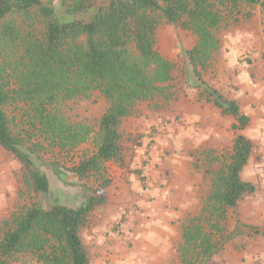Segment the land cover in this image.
Masks as SVG:
<instances>
[{
	"label": "trees",
	"instance_id": "1",
	"mask_svg": "<svg viewBox=\"0 0 264 264\" xmlns=\"http://www.w3.org/2000/svg\"><path fill=\"white\" fill-rule=\"evenodd\" d=\"M256 4L264 18L259 0H0V147L21 163L25 185L35 194H46L49 182L40 168L44 144L32 142L31 134L15 124L17 113L53 151L69 153L91 139L93 154L70 172L80 182L96 177L98 183L77 207L32 205L2 220L0 264L22 259L90 264L80 232L106 201L104 163L122 160V121L137 104L171 96L168 85L175 64L156 50L161 21L196 38L193 48L182 51L186 87L198 89L222 116L233 117V130L247 127L249 118L237 102L210 87L202 73L220 49L218 32L243 5ZM86 13L87 19L78 18ZM94 93L106 105L96 132L62 111L64 104L88 101ZM251 150V141L238 134L229 152L208 159L209 192L199 214L181 225L180 264H210L222 247L227 212L255 192L240 176ZM55 167L51 164L58 174Z\"/></svg>",
	"mask_w": 264,
	"mask_h": 264
},
{
	"label": "rangeland",
	"instance_id": "2",
	"mask_svg": "<svg viewBox=\"0 0 264 264\" xmlns=\"http://www.w3.org/2000/svg\"><path fill=\"white\" fill-rule=\"evenodd\" d=\"M40 1L45 2V0ZM105 1L98 0V4H102ZM259 1L264 2V0ZM239 10L241 13L233 15L226 27L218 32L220 49L213 56L212 75L209 76L206 72L202 73L203 79L218 81V91L229 99H232V96L238 93V87L228 74L231 72L236 77L250 70L252 64L250 56L254 50L252 47L256 43L264 46V18L261 5H243ZM248 14L250 15L249 18H247ZM78 18L85 20L88 18V13L80 15ZM195 43L196 38L191 32L184 31L164 21L160 22L156 32V50L164 58L175 64V70L172 74L173 85H175L174 80L182 75L181 63L184 61L182 51L193 48ZM179 85L177 82L178 88H180ZM225 88H228V90ZM177 93L180 94L178 91ZM171 96L174 98L172 92ZM242 105L244 110L250 113L252 120L251 125L245 132L254 141L255 150L252 158V167L258 163L264 167V95L260 97L257 103L253 102L250 105L244 102ZM137 106L134 108L133 114L136 110L138 111ZM105 107L103 99L97 93H94L88 101L64 104L62 111L72 122L88 124L96 132L98 120ZM164 107L171 112V109L176 107V102L170 100L169 103L164 104ZM11 112L14 113V110L11 109ZM19 114L21 115V113ZM161 123L163 128L170 130H177L182 125L193 130L196 126L195 123L184 118L180 120V117L174 115L163 119ZM15 124L31 134L32 142H43L44 150L40 152V155L45 163L40 168L48 179L49 191L46 194H35L31 191L23 182L24 171L21 163L0 147V222L8 218L12 213H20L32 205H39L43 208H50L53 205L74 208L83 204L88 188L98 185L96 177L80 182L70 172V168L79 163L83 157L93 154L94 145L92 140L89 139L86 143L79 145L69 153L53 151L51 147L47 148L48 144L46 141H42L36 131L29 128L27 119L21 120L18 118V113ZM155 133L157 131H150L147 136L152 137V134ZM227 135L230 136L229 139L226 138ZM234 135L235 133L232 130L225 132L223 148L215 150L219 155L230 151ZM143 136V134H140L138 139ZM125 139L127 138L124 134L123 140ZM146 150L148 155L144 163H147V165H142L138 173L139 180L143 186L144 183L140 178V172L143 168L147 170L148 184V166L151 164L153 157L159 152L156 141L149 139ZM51 164H57L55 168L58 169V174L53 171ZM201 164L204 165L203 160ZM250 173L251 171L248 169L244 173L243 179L252 178L255 192L244 197L238 203L240 206L227 212L225 239L222 247L212 256L210 264H264V212L263 210L259 211L258 214L254 213L250 217H244L243 215L244 204H264V170L260 175H254L253 173L250 175ZM199 186L202 187L201 184ZM136 208L134 206V208L131 207L126 210L132 211L130 221H127L124 216L118 223L109 227L110 238L113 239L106 241V243L93 241L94 244H89L87 240H89L88 234L91 226L90 223L85 224L81 230V239L84 241L83 244L90 260H92V264H94L95 260V256L93 257L95 249L105 248L113 251L118 250V254L124 252L126 257L117 258L120 263L116 264H180L179 257L175 252L180 239L181 223L190 217L197 216L201 204H191L186 209H182V207L172 208L175 218L171 223L173 233L169 234V238H167L166 233L160 232L153 225L146 227L140 224V220L135 222ZM150 228L152 232H149ZM163 246L167 250H164ZM18 264L33 263L22 259Z\"/></svg>",
	"mask_w": 264,
	"mask_h": 264
},
{
	"label": "crops",
	"instance_id": "3",
	"mask_svg": "<svg viewBox=\"0 0 264 264\" xmlns=\"http://www.w3.org/2000/svg\"><path fill=\"white\" fill-rule=\"evenodd\" d=\"M252 48L254 50L250 56L252 58L250 70L236 77L231 72L228 74L238 87V93L232 96V100L237 102L241 113L249 118V124L243 131L233 130L232 125L235 124V119L231 116H222L219 109L202 99L198 89L186 87L187 63L185 60L181 63L183 71H181V77L174 80L175 85L172 82L168 85L171 87L170 92L174 94V98L169 96L168 100L158 98L154 101L141 103L138 105L139 107L137 106L138 111L136 110L134 114L122 121L120 131L122 134V160L109 161L103 165L101 174L104 176V180L108 181L103 190L106 201L88 218L87 223H90L91 226L88 234L89 240H87L89 244H94L93 241L106 243L113 239L110 238L109 227L118 223L122 217L124 218L126 210L134 208V206L137 207L135 222L140 220V224L146 227L153 225L160 232L166 233L169 238V234L173 233L171 223L175 218L173 207L186 209L191 204H201L202 208L210 187V177L207 175L208 159L221 156L215 150L223 148V138L227 130H232L235 133L234 137L238 134L244 135L252 143L248 162L240 176L243 181L254 185L252 178L243 179L244 173L250 169L254 175H260L264 167L259 163L252 167L254 141L245 134L252 120L250 113L244 110L242 104L244 102L250 105L253 102L257 103L264 95V46L256 43ZM212 71L213 60L205 72L210 76ZM203 80L210 87L219 90L218 81ZM177 82L180 84V88L177 87ZM225 89L228 90V88ZM170 100L176 102V107L171 109V112L164 107V104L169 103ZM172 115L180 117V120L184 118L195 123L196 126L193 125L195 129L192 130V128H186L183 125L179 126L177 130L163 128L161 121ZM150 131H157V133L149 137L147 134ZM124 134L127 138L125 140H123ZM140 134L144 136L138 139ZM226 138L229 139L230 136L227 135ZM149 139L156 141L159 152L148 166L149 181L147 185L143 186L138 173L142 165H147L144 162L148 155L146 146ZM202 160L204 165L201 164ZM238 206L240 204H237ZM262 210L264 212V204L243 205L244 217H250L254 213L258 214ZM176 219L178 218L176 217ZM149 232H152L151 228ZM162 248L167 250L165 246ZM118 252V250L113 251L107 248L95 249L94 264L120 263L117 258L126 257V255L124 252H121L122 254H118ZM175 253H177V248ZM90 264H92V260H90Z\"/></svg>",
	"mask_w": 264,
	"mask_h": 264
},
{
	"label": "built area",
	"instance_id": "4",
	"mask_svg": "<svg viewBox=\"0 0 264 264\" xmlns=\"http://www.w3.org/2000/svg\"><path fill=\"white\" fill-rule=\"evenodd\" d=\"M140 178L142 180V182L144 183V185H147V178H148V175H147V170L145 168H143L140 172ZM125 218L126 220L130 221L131 218H132V211H127L125 213ZM118 234V233H117Z\"/></svg>",
	"mask_w": 264,
	"mask_h": 264
}]
</instances>
